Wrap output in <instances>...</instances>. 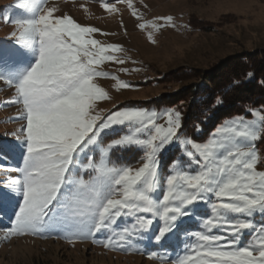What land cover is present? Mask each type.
Listing matches in <instances>:
<instances>
[{
  "label": "snow or ice",
  "instance_id": "6c2138e0",
  "mask_svg": "<svg viewBox=\"0 0 264 264\" xmlns=\"http://www.w3.org/2000/svg\"><path fill=\"white\" fill-rule=\"evenodd\" d=\"M16 7L26 15L5 21L15 30L0 45V81L14 90V119L23 121L18 163L6 166L16 175L0 183V215L11 213L3 239L90 240L165 264H264V222L255 220L264 217L256 144L264 107L227 117L203 140L181 132L175 108L125 105L105 114L97 106L110 97L96 81L109 76L105 62H126L116 55L122 46L102 44L93 38L99 29L56 15L49 0ZM102 7L117 11L115 0ZM173 149L180 155L163 163ZM155 246L165 255L148 250Z\"/></svg>",
  "mask_w": 264,
  "mask_h": 264
},
{
  "label": "rangeland",
  "instance_id": "374dc122",
  "mask_svg": "<svg viewBox=\"0 0 264 264\" xmlns=\"http://www.w3.org/2000/svg\"><path fill=\"white\" fill-rule=\"evenodd\" d=\"M111 2L114 0H49V7L59 8L56 15H68L82 26L95 27L100 31L93 38L123 48L116 55L126 62H105L100 70L109 76L96 81L110 97L97 106L105 114L125 105L160 112L175 108L182 112L181 132L194 137L195 123L208 111L204 105L212 103L214 92L217 88L222 91L233 75L239 74L238 79L245 75L241 71L245 61L256 64L258 72L264 71V0H132L140 18L132 15L127 0H115L117 11L107 12L102 4ZM18 3L0 0V45L11 44L8 38L15 30L5 21L26 15L16 7ZM169 16L172 23L166 24L161 18ZM152 24L162 27L156 31ZM150 33L155 43L149 40ZM15 98L11 86L0 81V183L16 175L6 167L18 163L20 142L15 137L23 121L14 119L20 115V107L13 106ZM261 107L264 105L255 108ZM234 110L227 115L234 116ZM256 144L261 158L258 170L264 171V139ZM125 155L135 158V153ZM179 155L175 149L166 152L163 163ZM255 220L262 223L264 217L257 215ZM10 226L11 220L0 225V264H165L144 254L110 251L89 241L73 244L31 235L5 241L3 230Z\"/></svg>",
  "mask_w": 264,
  "mask_h": 264
},
{
  "label": "trees",
  "instance_id": "16d2710c",
  "mask_svg": "<svg viewBox=\"0 0 264 264\" xmlns=\"http://www.w3.org/2000/svg\"><path fill=\"white\" fill-rule=\"evenodd\" d=\"M84 1H92V2H100V1H110V0H84ZM248 60V59H247ZM245 61V64L242 65L241 71L245 72V75H241V79H238V75L232 76V81L227 82L225 86H223V90L220 88L214 92L215 97L212 100L211 104H205L204 108L208 111L202 114L203 117L197 120L194 125V136L193 138L197 140H202L209 131H211L215 126H217L220 122L224 120V118L230 116L227 115L230 110H234V107H237V104L240 103L239 108L234 110V113L231 115H236L237 113L243 112L245 109L255 108L258 105H264V99H261V95H264V76H261L264 71H257L256 64L252 61ZM249 65V66H248ZM251 73V77L247 74ZM259 92L257 93L256 92ZM247 95V97H245ZM251 96L255 98L252 100ZM221 99L223 101L222 104L216 105L217 99ZM197 127L201 130L197 131ZM11 220V213H4L0 215V225L4 224L6 221ZM195 227L194 225L192 226ZM88 242V241H85ZM89 242H92L89 240ZM93 243V242H92ZM150 251H158L161 255H165V251L161 249L159 246H155L149 248ZM123 252V251H119ZM125 253V252H124ZM131 253H136L135 251ZM137 254V253H136ZM170 255V253H168Z\"/></svg>",
  "mask_w": 264,
  "mask_h": 264
}]
</instances>
